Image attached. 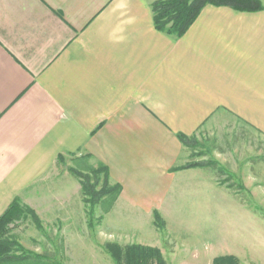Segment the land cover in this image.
<instances>
[{"label":"crops","instance_id":"obj_1","mask_svg":"<svg viewBox=\"0 0 264 264\" xmlns=\"http://www.w3.org/2000/svg\"><path fill=\"white\" fill-rule=\"evenodd\" d=\"M154 1L0 0V216L19 198L53 232L63 261L80 259L72 246L87 244L91 232L84 205L64 204L81 186L61 172L58 156L80 171L107 168L121 193L101 213L102 225L111 213H135L142 233V220L155 227L154 212L169 233L170 192L231 190L210 165L185 169L194 163L192 147L178 135L206 140L215 162L237 171L233 157L246 150L237 157L247 167L246 189H254L247 158L264 143L263 0H255L262 7L255 11L207 5L180 38L154 28ZM234 209L247 219L257 213L248 205ZM219 219L211 217L215 229ZM202 235L138 244L169 261L182 253L243 262L253 252L249 233L232 251L223 249L221 232Z\"/></svg>","mask_w":264,"mask_h":264},{"label":"rangeland","instance_id":"obj_2","mask_svg":"<svg viewBox=\"0 0 264 264\" xmlns=\"http://www.w3.org/2000/svg\"><path fill=\"white\" fill-rule=\"evenodd\" d=\"M193 140L194 142H192ZM193 140L190 143L192 147L191 162L212 166L211 168L217 172L219 181L226 187H230L231 190L229 192H225L224 190H222V192H170V199L174 202L172 206L173 211L165 214V219L170 226L169 233L163 228L165 226L164 222L161 226L155 224L154 221L155 227L153 230H150L149 226L147 227L145 225V222L149 223L147 220H142V223H140L143 227L142 233V229L139 230L134 228L136 222L134 220L136 218L135 213L124 214L122 217L117 212L111 213L110 219H108L109 223L102 225L101 208L97 206L92 209L89 205L84 204L82 195H80L81 192H72L70 198H67V200L64 199V201H66L64 204L77 205L79 207L84 205L86 210L87 224L90 228L88 232H91V235H89L90 239L87 244L72 246L75 248L73 253H76L75 257H80L79 260L63 261L60 259L58 257L60 248L59 250L56 249V245L52 239L53 232H50L49 229H43V227L42 231H38L29 216L16 222L13 227H11V233L17 237L26 250L35 254H47L51 256V259L60 264H116L111 256V247L113 245L121 247L141 246L153 249L138 244V241L143 237L149 238L150 236H156L160 240L170 239L175 243H180L182 241L184 243L186 240H182V238L187 235H189L191 239H199L200 235L207 234L210 231L212 232V230L221 232V239L226 243V245H223V249L232 251L234 247L231 245L236 243L238 237L244 239L246 234L249 233L248 240L250 242L253 240L254 242L253 252H249L247 255L248 260L243 262L234 255L219 256L210 262L205 260H189L188 258L184 259L186 255L182 253H175L174 261H169L164 259L159 249L154 248V250L158 251L164 264H213V261L220 257H232L236 259L239 264H264V220H261V218H264V181L261 179V177L264 178V143H255L254 149L252 150L253 153H251V156L248 154V158L246 157L247 160L251 162L252 176L254 177L252 181L254 189L250 191L245 187L244 174L246 176L247 172H245V170L247 169L245 168L247 167H245L244 163L239 161L242 156H240V158L237 157V155L239 156L242 152H246V150H238L236 157H233L237 162V171L233 168L234 166H232L231 163H216L217 160L211 155L206 140ZM226 151L227 150H224V153H226ZM247 151L250 153L251 150ZM227 157L229 158V155H227ZM59 166L62 173H70L72 169L83 174L91 175L92 171H97L100 181L102 182L104 180V172L99 165L93 166L86 171H80L79 169L81 166L78 163H73V161H70L67 157L66 161L61 160ZM248 182L251 181L248 180ZM109 184L111 185V183ZM239 205H248L252 207L257 211L255 214L257 217L254 216L252 219L251 215V217L247 219L249 216L248 213L234 211V208H237ZM215 216H220L219 222L217 223L216 221V229L214 228V222H211V217ZM233 217H235V222L232 221ZM233 224L235 225L233 226ZM238 224L242 226L247 225V227L239 230L240 226ZM209 227H211L212 230H209ZM239 231L242 234H239ZM42 233H44L45 236L48 235L46 238L50 240V244H46L45 241L41 239L40 235ZM61 249L63 250V247ZM54 250L57 251V253Z\"/></svg>","mask_w":264,"mask_h":264},{"label":"trees","instance_id":"obj_3","mask_svg":"<svg viewBox=\"0 0 264 264\" xmlns=\"http://www.w3.org/2000/svg\"><path fill=\"white\" fill-rule=\"evenodd\" d=\"M207 5H225L243 11L262 9L261 4L255 0H156L151 4L154 28L159 32L180 38ZM177 137L183 145L191 147L192 138L182 135ZM57 159L61 162L62 157L58 156ZM202 165L191 163L185 166V169ZM99 167L104 172L102 182L97 171H92L89 175L71 169L70 173L79 180L84 204L92 209L99 206L102 213H108L119 197L121 187L118 184L110 185L107 168L100 165ZM26 216H29L38 231L42 229L36 213L24 206L19 198H15L0 216V264H60L47 254H35L26 250L17 237L11 233V227ZM153 217L155 224L163 225L157 212L153 213ZM111 256L116 264H164L157 250L141 246L113 245ZM213 264H239V262L232 257H220L215 259Z\"/></svg>","mask_w":264,"mask_h":264}]
</instances>
